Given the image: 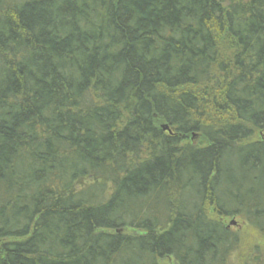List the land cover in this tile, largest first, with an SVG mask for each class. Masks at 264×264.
<instances>
[{
    "label": "trees",
    "instance_id": "obj_1",
    "mask_svg": "<svg viewBox=\"0 0 264 264\" xmlns=\"http://www.w3.org/2000/svg\"><path fill=\"white\" fill-rule=\"evenodd\" d=\"M263 243L264 0H0V264Z\"/></svg>",
    "mask_w": 264,
    "mask_h": 264
},
{
    "label": "rangeland",
    "instance_id": "obj_2",
    "mask_svg": "<svg viewBox=\"0 0 264 264\" xmlns=\"http://www.w3.org/2000/svg\"><path fill=\"white\" fill-rule=\"evenodd\" d=\"M223 2H225L226 0H222ZM245 1V0H243ZM199 139L196 140V142H199L198 141ZM230 220L232 219H227L225 220L224 222L227 223L229 222ZM233 220H236L238 222V219H234ZM238 224V229L242 231H244V235L246 234V239H248V241H251V245L252 243L257 244V240L254 239L253 236H251V231L249 229H247L246 225L245 224H240L239 222L237 223ZM236 225V224H235ZM234 226V225H233ZM235 227V226H234ZM249 243V244H250ZM264 244V243H263ZM252 251V250H251ZM256 255H258V253H256ZM252 256H253V253L252 252H242L241 254H235L232 258V261H231V264H244L245 262H249L250 259H252ZM162 264H174L173 261L171 260V258H166L162 261Z\"/></svg>",
    "mask_w": 264,
    "mask_h": 264
},
{
    "label": "water",
    "instance_id": "obj_3",
    "mask_svg": "<svg viewBox=\"0 0 264 264\" xmlns=\"http://www.w3.org/2000/svg\"><path fill=\"white\" fill-rule=\"evenodd\" d=\"M162 129L168 132H171V130L168 128L166 124L162 126ZM235 224H236V221L232 219L229 221L228 226L235 225Z\"/></svg>",
    "mask_w": 264,
    "mask_h": 264
}]
</instances>
